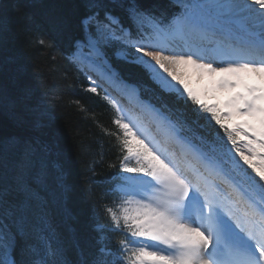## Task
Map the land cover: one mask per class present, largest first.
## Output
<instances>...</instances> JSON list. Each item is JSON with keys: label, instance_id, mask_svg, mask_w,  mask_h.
<instances>
[{"label": "snow or ice", "instance_id": "6c2138e0", "mask_svg": "<svg viewBox=\"0 0 264 264\" xmlns=\"http://www.w3.org/2000/svg\"><path fill=\"white\" fill-rule=\"evenodd\" d=\"M66 7L79 13L73 63L123 84L114 56L156 86L158 103L139 104L155 132L105 96L131 175L105 208L111 227L95 221L91 237L80 234L71 162L0 17V264H264V0H179L171 17L150 0ZM48 23L63 32L69 20ZM177 65L207 83L190 86ZM112 232L123 236L116 246Z\"/></svg>", "mask_w": 264, "mask_h": 264}, {"label": "trees", "instance_id": "16d2710c", "mask_svg": "<svg viewBox=\"0 0 264 264\" xmlns=\"http://www.w3.org/2000/svg\"><path fill=\"white\" fill-rule=\"evenodd\" d=\"M150 2L166 17L180 11L179 0ZM67 4L68 0H36L34 5L32 0H0V17L9 24L10 47L25 69V78L48 101L62 151L71 162L76 189L70 205L73 227L91 237L95 221L111 227L105 208L115 207L120 197L122 150L113 123L116 109L100 88L98 94L88 91V76L70 59L81 32L79 13ZM26 15L35 22L29 23ZM57 15L68 16V28L63 32L48 23ZM41 38L44 45L39 43ZM110 62L122 80L139 88L141 99L158 103V89L146 73L114 56ZM169 103L175 106L174 101ZM188 106L194 107L190 102ZM109 237L113 246L123 238L118 232L109 233Z\"/></svg>", "mask_w": 264, "mask_h": 264}, {"label": "rangeland", "instance_id": "374dc122", "mask_svg": "<svg viewBox=\"0 0 264 264\" xmlns=\"http://www.w3.org/2000/svg\"><path fill=\"white\" fill-rule=\"evenodd\" d=\"M165 54H168V53H165ZM83 67V66H82ZM86 71L88 72V73H90V74H95V75H97L98 73L96 72V71H88L87 69H86ZM182 78H183V76H182V74L179 72V71H176ZM92 74V75H93ZM94 76V75H93ZM105 80H107L108 82H109V84L113 87V88H115L116 89V92H118V94H121V95H125V94H127L128 95V97L130 98V99H132V102H140V101H138L137 99H136V97L134 96V95H132L131 94V92H130V90L129 89H127V88H125L124 87V84H126L125 82L122 84V83H120V82H114V81H112V80H109V79H107V78H104ZM92 81H94V80H92ZM207 83V80H204L203 81V84H206ZM92 84H95L94 82L92 83ZM190 86H192V85H190ZM192 87H198V85L196 84V85H193ZM200 87H201V85H200ZM222 98V97H221ZM117 99V98H116ZM116 102L121 106V108H124V109H127V110H129V111H133V112H135L139 117H140V119H141V121L145 124V125H147V126H149V127H151V129H152V131L153 132H155V125L154 124H152V122H151V117H150V115L146 112V111H139V110H137V109H135V107H133V105H125V104H122L121 102H120V98H118V100H116ZM214 101H212V102H209V103H213ZM158 138H159V136H158ZM230 147V146H229ZM238 159V158H237ZM246 167V166H245ZM250 171V170H249ZM123 175H131V174H127V173H122ZM122 183V182H121ZM120 183V184H121ZM120 199H121V196H120V198H119V201H118V203L117 204H119V202H120ZM116 204V205H117ZM115 205V206H116Z\"/></svg>", "mask_w": 264, "mask_h": 264}, {"label": "bare ground", "instance_id": "6f19581e", "mask_svg": "<svg viewBox=\"0 0 264 264\" xmlns=\"http://www.w3.org/2000/svg\"><path fill=\"white\" fill-rule=\"evenodd\" d=\"M175 70L176 71H179L182 74L183 78L186 80V82H189L190 85L193 86V85H196L197 84L198 87H200V85L201 86L204 85L203 84V81L196 79V76L194 74V71H193V69H192V67L190 65H177ZM89 80H91V79L89 78ZM92 82H94V81H92ZM128 101H129V97L126 96V99H125V102H126L125 105L126 106L128 105L127 104ZM212 101L213 100H209V102H212Z\"/></svg>", "mask_w": 264, "mask_h": 264}]
</instances>
